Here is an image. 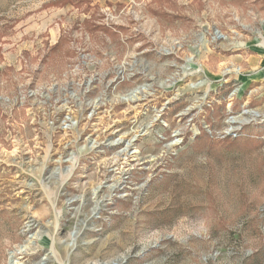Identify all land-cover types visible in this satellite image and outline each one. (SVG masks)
<instances>
[{"label":"rangeland","instance_id":"obj_1","mask_svg":"<svg viewBox=\"0 0 264 264\" xmlns=\"http://www.w3.org/2000/svg\"><path fill=\"white\" fill-rule=\"evenodd\" d=\"M0 264H264V0H0Z\"/></svg>","mask_w":264,"mask_h":264},{"label":"crops","instance_id":"obj_2","mask_svg":"<svg viewBox=\"0 0 264 264\" xmlns=\"http://www.w3.org/2000/svg\"><path fill=\"white\" fill-rule=\"evenodd\" d=\"M253 61H257L255 58H254V56H252V57H250V63L249 64H252L251 62H253Z\"/></svg>","mask_w":264,"mask_h":264}]
</instances>
